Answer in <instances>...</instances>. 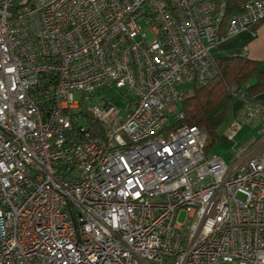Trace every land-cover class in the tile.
Returning a JSON list of instances; mask_svg holds the SVG:
<instances>
[{
  "label": "built area",
  "instance_id": "2783aa9c",
  "mask_svg": "<svg viewBox=\"0 0 264 264\" xmlns=\"http://www.w3.org/2000/svg\"><path fill=\"white\" fill-rule=\"evenodd\" d=\"M224 13L225 0H0V264H264V119L229 162L175 123L217 71L220 29L264 19V0ZM112 83L133 100L123 112L94 97ZM83 110L101 133L72 141Z\"/></svg>",
  "mask_w": 264,
  "mask_h": 264
},
{
  "label": "trees",
  "instance_id": "16d2710c",
  "mask_svg": "<svg viewBox=\"0 0 264 264\" xmlns=\"http://www.w3.org/2000/svg\"><path fill=\"white\" fill-rule=\"evenodd\" d=\"M245 0H225L224 19L230 12L239 11ZM223 20V19H222ZM217 71L209 81L195 86L180 101L182 117L177 124H194L205 134L203 151L218 138V128L223 122L233 99L241 100V106L256 101L254 95L264 90V69L259 60L241 55L214 57ZM45 82L41 80L43 85ZM101 125L90 112L72 114V126L67 135L72 141L100 135Z\"/></svg>",
  "mask_w": 264,
  "mask_h": 264
},
{
  "label": "rangeland",
  "instance_id": "374dc122",
  "mask_svg": "<svg viewBox=\"0 0 264 264\" xmlns=\"http://www.w3.org/2000/svg\"><path fill=\"white\" fill-rule=\"evenodd\" d=\"M261 67H264V61L261 62ZM179 86L189 89L190 82H181ZM99 96L121 108V112L133 101L127 98L124 87L115 86L113 83L97 89L94 93V97ZM231 106L227 110L226 116L218 128V138L224 134L228 143H224L223 139H217L216 142L205 151L206 156H220L225 162H229L234 155L248 144V142L258 137L259 127L264 119V109L259 105L252 103L248 105L245 104L244 107L236 111V114L232 112ZM179 109L180 101L175 104V110ZM166 114L169 121L173 122V113L169 111L166 112ZM184 213L183 209L179 210L177 219L181 220Z\"/></svg>",
  "mask_w": 264,
  "mask_h": 264
},
{
  "label": "crops",
  "instance_id": "0c3cea01",
  "mask_svg": "<svg viewBox=\"0 0 264 264\" xmlns=\"http://www.w3.org/2000/svg\"><path fill=\"white\" fill-rule=\"evenodd\" d=\"M219 34L223 37L212 47L211 54L213 57L221 55L246 56L259 60V67L264 69V67H261V62L264 61V19L236 33L224 35V29L221 28ZM254 97L256 101L249 102L247 105L252 103L264 109V90L257 92ZM231 104L232 112L235 114L237 110L242 108L240 99H233ZM217 139H223L224 143H228L224 134Z\"/></svg>",
  "mask_w": 264,
  "mask_h": 264
},
{
  "label": "water",
  "instance_id": "95a60500",
  "mask_svg": "<svg viewBox=\"0 0 264 264\" xmlns=\"http://www.w3.org/2000/svg\"><path fill=\"white\" fill-rule=\"evenodd\" d=\"M129 97V96H128Z\"/></svg>",
  "mask_w": 264,
  "mask_h": 264
}]
</instances>
